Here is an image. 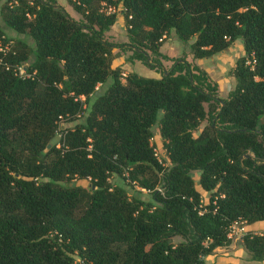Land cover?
Instances as JSON below:
<instances>
[{"label": "trees", "instance_id": "trees-1", "mask_svg": "<svg viewBox=\"0 0 264 264\" xmlns=\"http://www.w3.org/2000/svg\"><path fill=\"white\" fill-rule=\"evenodd\" d=\"M67 2L81 19L57 0L2 4L33 45L0 48V264H204L234 221L264 220V0ZM118 6L120 46L159 77L112 64L104 31ZM171 31L194 58L242 39L225 97L204 69L160 51ZM10 39L0 26V44ZM61 119L77 121L56 146ZM156 122L167 163L154 155ZM242 241L264 259V232Z\"/></svg>", "mask_w": 264, "mask_h": 264}, {"label": "rangeland", "instance_id": "rangeland-1", "mask_svg": "<svg viewBox=\"0 0 264 264\" xmlns=\"http://www.w3.org/2000/svg\"><path fill=\"white\" fill-rule=\"evenodd\" d=\"M58 3L62 4L64 8L68 11L70 16L75 19H81V14L76 12L71 5L67 2V0H57ZM4 0H0V26L3 28L5 34L11 38L8 43L2 45L0 44L1 49L5 48H17L20 47L19 44L16 42V38L25 39L26 42L32 46L33 41L30 37L25 34L18 33L13 29L9 28L3 20L2 17V4ZM116 20L114 24H112L107 30L104 31V37L117 44L116 47L113 48V52L115 54L114 62L121 66V70L125 73L126 71H134L137 74L142 75H150L151 68L145 66L142 62L137 59L129 60L128 56L131 54V50L128 48H123L120 44L127 42V31H126V22L124 18V11L122 6H118L116 9ZM189 41H180L174 32H170L162 41L159 49L161 52H166L169 57L175 58L178 56H184L191 64H196L200 68L204 69L208 75L209 80L212 83H215L216 88V95L219 97H225L229 89L232 88L234 83V78L231 74V68L234 65L236 58L243 53V43L241 38H237L235 41L231 42L225 49L214 53L208 57H201V58H194L191 56L189 52ZM162 47V49H161ZM163 50V51H162ZM163 66L168 68L171 64V59H162ZM160 74L159 72H157ZM206 105V104H205ZM79 118V117H78ZM77 119L75 120H60L58 123V130L56 132L55 137L52 140V143H55L56 146H59V135L61 128L66 126H72ZM206 121L202 120L197 127L195 133L199 131L204 125ZM152 142L156 150L158 151L159 158L161 156L164 158V163H167V158L163 153L162 147V138L159 134V125L158 122L152 125ZM192 176L195 181L196 187L201 192V199L203 202L207 200L209 193L202 188H200L199 184L197 183L198 180V171H192ZM111 182H122L120 176L116 174H111L109 177ZM65 183H77L80 185H88L89 179L88 178H79L76 176L67 177L64 179ZM128 190H130L129 185H127ZM238 227L242 226V229L239 231H234L230 237V242L225 245L217 246L212 249V251L207 254L204 258V264H222L225 262H232L234 264L239 263H249V264H261V260H252L250 257L249 252L246 250L242 236L247 232L255 233L259 231H264V227L259 228H250L246 226V222L243 220L238 221ZM261 221H255L256 223ZM263 223V222H262ZM260 226H263L262 224ZM182 240L180 236H174L173 241L178 242Z\"/></svg>", "mask_w": 264, "mask_h": 264}, {"label": "built area", "instance_id": "built-area-1", "mask_svg": "<svg viewBox=\"0 0 264 264\" xmlns=\"http://www.w3.org/2000/svg\"><path fill=\"white\" fill-rule=\"evenodd\" d=\"M114 8L112 7H107L106 8V11H113ZM7 67V64L4 63ZM14 72L17 74V75H20V76H28V73L25 72V68L22 67V66H17L16 69L14 70ZM153 151H154V155L158 158V160H160L159 158V154H158V151L156 150V148L154 147L153 148ZM238 221H234L230 227H229V230H228V233H227V236L231 237V235L233 234V230L234 231H239L240 229H242V226L241 227H238Z\"/></svg>", "mask_w": 264, "mask_h": 264}, {"label": "crops", "instance_id": "crops-1", "mask_svg": "<svg viewBox=\"0 0 264 264\" xmlns=\"http://www.w3.org/2000/svg\"><path fill=\"white\" fill-rule=\"evenodd\" d=\"M161 49H162V47H161ZM163 51V50H162ZM163 53H166V52H164L163 51ZM112 64L113 65H118V64H116L115 62H114V59H113V61H112ZM127 72V71H126ZM142 75V74H141ZM144 76H153V77H159L160 76V74H158L155 70H153V69H151V73H150V75H144ZM263 222V223H262ZM263 225V226H260V225ZM248 225H250L249 226V229L250 228H254V229H256V228H259V227H264V220H261V223L259 224V222H256V223H254L253 224V222L252 223H250V224H246V226L248 227ZM261 232H264V231H259V232H255V233H261ZM261 264H264V259H262L261 260Z\"/></svg>", "mask_w": 264, "mask_h": 264}, {"label": "bare ground", "instance_id": "bare-ground-1", "mask_svg": "<svg viewBox=\"0 0 264 264\" xmlns=\"http://www.w3.org/2000/svg\"><path fill=\"white\" fill-rule=\"evenodd\" d=\"M247 233V232H246Z\"/></svg>", "mask_w": 264, "mask_h": 264}]
</instances>
